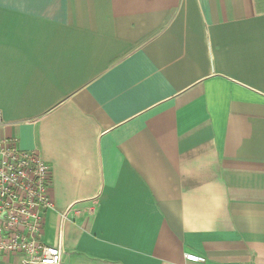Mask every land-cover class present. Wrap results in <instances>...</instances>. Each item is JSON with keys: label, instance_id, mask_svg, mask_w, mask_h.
Returning a JSON list of instances; mask_svg holds the SVG:
<instances>
[{"label": "crops", "instance_id": "1", "mask_svg": "<svg viewBox=\"0 0 264 264\" xmlns=\"http://www.w3.org/2000/svg\"><path fill=\"white\" fill-rule=\"evenodd\" d=\"M0 111L62 264H264V0H0Z\"/></svg>", "mask_w": 264, "mask_h": 264}, {"label": "built area", "instance_id": "2", "mask_svg": "<svg viewBox=\"0 0 264 264\" xmlns=\"http://www.w3.org/2000/svg\"><path fill=\"white\" fill-rule=\"evenodd\" d=\"M51 178V166L38 151L20 148L18 138L0 137V254L20 253L22 264L63 263L61 246L43 239L45 213L54 209ZM186 258L200 261L195 254Z\"/></svg>", "mask_w": 264, "mask_h": 264}]
</instances>
